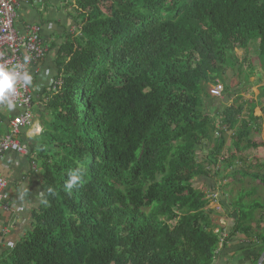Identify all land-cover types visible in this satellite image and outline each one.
<instances>
[{
    "label": "trees",
    "instance_id": "trees-1",
    "mask_svg": "<svg viewBox=\"0 0 264 264\" xmlns=\"http://www.w3.org/2000/svg\"><path fill=\"white\" fill-rule=\"evenodd\" d=\"M71 5L77 30L57 52L61 84L38 96L42 131L27 144L42 200L0 264H213L223 230L196 182L264 139L252 99L237 96L217 123L203 96L253 40L264 68V0ZM76 169L85 183L66 191ZM251 178L264 186L261 173ZM246 222L238 216L234 233L247 235Z\"/></svg>",
    "mask_w": 264,
    "mask_h": 264
},
{
    "label": "crops",
    "instance_id": "crops-1",
    "mask_svg": "<svg viewBox=\"0 0 264 264\" xmlns=\"http://www.w3.org/2000/svg\"><path fill=\"white\" fill-rule=\"evenodd\" d=\"M71 3L72 0H30V3L21 4L17 9L16 30L26 34L30 26H40L41 39L48 48L45 59L34 65L39 74L32 75L30 85L34 97V120L41 129L44 110L38 96L57 74V52L64 36L77 30ZM30 68L33 69V66L30 65ZM263 87L264 83L260 84V94L254 98L256 102L252 100L257 106L256 114L260 116L261 137L264 139ZM18 113L16 107L10 110L6 104H0V137L5 135L10 121ZM37 126L36 128L39 127ZM37 137H31L29 132L22 129L19 140L27 145ZM238 157L240 162L229 169L222 166L217 176L196 182L208 194V208L214 211L213 217L217 225L215 231L223 230L222 242L213 264H260L264 254V243L259 239L260 236L264 237V186L260 180L251 178L253 174L264 175V148L247 150ZM0 179H5L8 183L5 203L11 207L9 212L0 207V226L9 228L6 236L0 235L1 258L30 230L32 211L38 208L42 200L43 181L37 163L33 166L29 155L15 153L5 155L0 167ZM249 205L253 209L251 213L245 211ZM240 215L247 218L244 225L249 231L247 235L234 233L233 227Z\"/></svg>",
    "mask_w": 264,
    "mask_h": 264
},
{
    "label": "built area",
    "instance_id": "built-area-1",
    "mask_svg": "<svg viewBox=\"0 0 264 264\" xmlns=\"http://www.w3.org/2000/svg\"><path fill=\"white\" fill-rule=\"evenodd\" d=\"M28 3L30 0H0V64L9 68L16 67L21 72L27 71L32 76L39 74V70L34 65L45 59L48 48L41 39L40 26H30L26 34L19 33L15 28L17 9L21 4ZM30 65L33 66V69L30 68ZM50 84L57 86L61 84V81L52 80ZM209 92L210 96L214 98H222L224 86L217 82L210 87ZM12 100L19 113L10 121L5 135L0 137V167L8 153L29 155L27 145L19 140V136L22 129H25L27 133L34 124V97L30 85L25 86L23 81L18 82L17 94L12 97ZM41 131L36 136L40 135ZM32 164L35 166V159L32 160ZM7 186V181L0 179V207L5 212L11 210V207L5 203ZM8 233V227L0 226L1 236H6ZM221 242L222 239L220 244Z\"/></svg>",
    "mask_w": 264,
    "mask_h": 264
},
{
    "label": "rangeland",
    "instance_id": "rangeland-1",
    "mask_svg": "<svg viewBox=\"0 0 264 264\" xmlns=\"http://www.w3.org/2000/svg\"><path fill=\"white\" fill-rule=\"evenodd\" d=\"M237 52L240 57L238 58V60H236L238 62L236 64V68H234V70L226 69V73L223 77L224 81H221L219 79L216 80V81H220V83L223 84V86H224V82L226 81L228 85L232 88V92H231L232 96L227 97L223 93L222 100H216L210 96L209 90L211 86H208L206 90L207 94H209V98L206 97L205 95L203 96V102L207 113L210 116L214 117L217 123L220 121L221 111L223 110L225 105L230 104L231 101L237 98V96H242L245 100H250V99L254 100L255 96L257 94H260L259 91L260 84L264 83V68L261 67L259 61L256 60L253 61V58H255L259 54L258 40L251 41L246 51L237 49ZM239 67H242L241 71L238 70ZM254 78L257 79L255 80ZM33 111H34V107H33ZM33 123H34L33 128L29 130L31 137H35L36 135L34 134L41 131L40 125L35 120ZM36 126L39 129L36 128ZM215 136L218 137L217 133L215 134ZM225 138L227 139L226 140L227 144H226V149L223 153V157L226 158L228 156V151H227L228 147H230L232 144V138L230 134H228ZM206 153L207 152H203V154L201 153L198 159L201 160ZM241 161L245 162L243 159ZM244 204L246 203H243V205ZM252 210L253 209L251 208L250 205L249 207L246 206L245 209L246 212L251 213Z\"/></svg>",
    "mask_w": 264,
    "mask_h": 264
},
{
    "label": "clouds",
    "instance_id": "clouds-1",
    "mask_svg": "<svg viewBox=\"0 0 264 264\" xmlns=\"http://www.w3.org/2000/svg\"><path fill=\"white\" fill-rule=\"evenodd\" d=\"M20 81H23L25 86L31 85L32 76L27 71L21 72L16 67L9 68L0 64V104H6L10 110L15 107L12 97L17 94V84ZM84 183L83 172L76 169L68 173L64 187L66 191H71L73 187H82ZM48 191L54 194L53 189L49 188Z\"/></svg>",
    "mask_w": 264,
    "mask_h": 264
},
{
    "label": "water",
    "instance_id": "water-1",
    "mask_svg": "<svg viewBox=\"0 0 264 264\" xmlns=\"http://www.w3.org/2000/svg\"><path fill=\"white\" fill-rule=\"evenodd\" d=\"M263 262H264V254H263V256H262V258L260 260V264H262Z\"/></svg>",
    "mask_w": 264,
    "mask_h": 264
}]
</instances>
